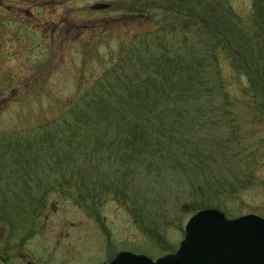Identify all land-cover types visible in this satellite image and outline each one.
<instances>
[{
	"label": "trees",
	"instance_id": "trees-1",
	"mask_svg": "<svg viewBox=\"0 0 264 264\" xmlns=\"http://www.w3.org/2000/svg\"><path fill=\"white\" fill-rule=\"evenodd\" d=\"M122 2L124 18L154 28L121 45L59 116L23 136L0 135V222L8 243L18 235L13 212L25 213L20 228L36 227L54 191L130 202L145 231L144 221L167 217L169 208L175 215L217 209L237 217L242 213L228 203L260 181L264 139L241 131L238 97L217 63L224 55L235 78L247 77L244 106L260 122L264 0H252L253 29L237 28L224 0Z\"/></svg>",
	"mask_w": 264,
	"mask_h": 264
},
{
	"label": "rangeland",
	"instance_id": "rangeland-1",
	"mask_svg": "<svg viewBox=\"0 0 264 264\" xmlns=\"http://www.w3.org/2000/svg\"><path fill=\"white\" fill-rule=\"evenodd\" d=\"M122 1L0 0V135L23 136L59 116L79 96V90L113 63L121 45L134 43L135 35L154 28L131 14L124 18L127 10ZM224 1L234 21L239 19L237 28H254L252 0ZM173 34L176 37L177 30ZM217 64L227 89L238 97L241 131L264 139V115L260 122L253 121L244 106L249 97H243L241 89L248 85L247 77L235 78L224 55H219ZM257 174L259 183L228 203L234 214L264 216V160ZM127 204L111 194L92 201L51 192L34 229L20 228L25 213L13 212L11 230L18 235L6 245V257L12 264L14 254L29 249L38 258L49 252L51 264H106L120 252L156 259L175 251L194 214L179 210L175 215L169 208L167 217L159 214L152 222L144 221L147 230L143 231L134 222L133 207ZM145 211L138 215L144 216ZM5 231L0 222V242ZM21 235L27 236L18 240ZM19 241L26 244L18 251Z\"/></svg>",
	"mask_w": 264,
	"mask_h": 264
},
{
	"label": "water",
	"instance_id": "water-1",
	"mask_svg": "<svg viewBox=\"0 0 264 264\" xmlns=\"http://www.w3.org/2000/svg\"><path fill=\"white\" fill-rule=\"evenodd\" d=\"M108 264H264V217L202 209L187 220L174 253L153 260L120 252Z\"/></svg>",
	"mask_w": 264,
	"mask_h": 264
},
{
	"label": "flooded vegetation",
	"instance_id": "flooded-vegetation-1",
	"mask_svg": "<svg viewBox=\"0 0 264 264\" xmlns=\"http://www.w3.org/2000/svg\"><path fill=\"white\" fill-rule=\"evenodd\" d=\"M34 228H35V226L33 225L32 229H34ZM9 244H11V242H9V243L6 242L5 238H4V241L0 242V264H11V261H13V260H11V258L6 257L7 253L5 252V249L7 248V246H9ZM25 244H26V242L20 244V241H19V244L16 245L17 248H15V249L19 251V250L24 248ZM1 246H4V248ZM48 247H47V250L49 251ZM14 260H15L14 261L15 264H51L52 263L51 261L49 262V260H50L49 259V252H47L45 254L44 258H38L29 249L26 252L25 251L20 252L18 255L14 254ZM14 262L12 264H14ZM108 263H106V264H108Z\"/></svg>",
	"mask_w": 264,
	"mask_h": 264
},
{
	"label": "bare ground",
	"instance_id": "bare-ground-1",
	"mask_svg": "<svg viewBox=\"0 0 264 264\" xmlns=\"http://www.w3.org/2000/svg\"><path fill=\"white\" fill-rule=\"evenodd\" d=\"M181 241V240H180Z\"/></svg>",
	"mask_w": 264,
	"mask_h": 264
}]
</instances>
